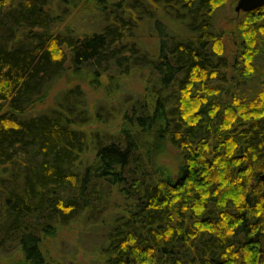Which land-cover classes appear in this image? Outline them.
I'll return each instance as SVG.
<instances>
[{"label": "trees", "instance_id": "16d2710c", "mask_svg": "<svg viewBox=\"0 0 264 264\" xmlns=\"http://www.w3.org/2000/svg\"><path fill=\"white\" fill-rule=\"evenodd\" d=\"M225 2L0 0V264H264V6L230 62Z\"/></svg>", "mask_w": 264, "mask_h": 264}, {"label": "rangeland", "instance_id": "374dc122", "mask_svg": "<svg viewBox=\"0 0 264 264\" xmlns=\"http://www.w3.org/2000/svg\"><path fill=\"white\" fill-rule=\"evenodd\" d=\"M238 0H226L224 5L218 6L216 9V12L214 14V22H215V28L216 31L223 32L224 33V44L226 48V57L229 59L230 62L234 61V58L236 54L238 53V46L235 43V26L238 24L243 18L244 13H236L235 8L237 5ZM86 7V6H84ZM84 7H82L80 10H76L74 13L75 15L70 19V25L75 26L76 28L82 30V27L84 26V23L88 21V15L90 8H86L82 10ZM81 19V20H80ZM232 64V63H231ZM231 69L228 70V83L231 88L235 87L237 85L235 72ZM264 80V79H263ZM90 83V79L87 80ZM78 82L76 78H65L63 79L56 88L51 92L50 96L46 98V100L43 103L37 104L34 111H41L45 109L49 104L53 102V99L55 95L62 89L66 87H70L75 85ZM88 82H83V87H85L87 94L90 99V104L92 106L98 105L100 103H107L105 106V110H110V107H114L117 103V99H119L120 95L126 91L129 92L128 89L134 92L140 93L142 91V88L144 86V81L140 80L138 77H128L125 79L119 80L120 84L122 83V88L119 89V95L116 96L113 101L111 100L110 94H108V87L107 83L108 81L106 79H101L98 86H91V84H88ZM125 83V84H124ZM93 85V84H92ZM126 87V88H124ZM130 93V92H129ZM113 103V104H111ZM173 155L169 154L168 163L170 164L173 161ZM87 237L85 240H82V243L78 246L74 244V242L66 239L65 240V248L63 247L64 251H68L70 253H77V256H81L80 254H85L86 251H84L87 247ZM69 243V244H68ZM87 253H90L87 252Z\"/></svg>", "mask_w": 264, "mask_h": 264}, {"label": "water", "instance_id": "95a60500", "mask_svg": "<svg viewBox=\"0 0 264 264\" xmlns=\"http://www.w3.org/2000/svg\"><path fill=\"white\" fill-rule=\"evenodd\" d=\"M264 6V0H238L235 8L236 13H248ZM264 180V174L261 176Z\"/></svg>", "mask_w": 264, "mask_h": 264}]
</instances>
